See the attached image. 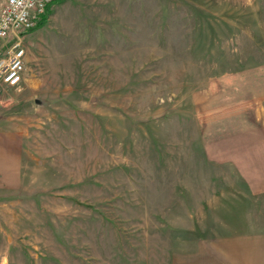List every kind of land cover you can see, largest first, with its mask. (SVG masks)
Segmentation results:
<instances>
[{"label": "rangeland", "instance_id": "obj_1", "mask_svg": "<svg viewBox=\"0 0 264 264\" xmlns=\"http://www.w3.org/2000/svg\"><path fill=\"white\" fill-rule=\"evenodd\" d=\"M51 10L22 84L0 83V123L24 133L22 181L0 189V264H231L213 207L231 173L204 145L222 88L264 67V0Z\"/></svg>", "mask_w": 264, "mask_h": 264}, {"label": "crops", "instance_id": "obj_2", "mask_svg": "<svg viewBox=\"0 0 264 264\" xmlns=\"http://www.w3.org/2000/svg\"><path fill=\"white\" fill-rule=\"evenodd\" d=\"M39 31L23 33L25 49ZM8 45L0 44V58ZM254 72L245 77L246 91L238 76L222 88L215 110L219 124L204 145L216 167L231 173L229 192L216 193L213 201L215 215L222 216L216 227H231V264H264V67ZM23 152L24 133L0 123V189L20 185Z\"/></svg>", "mask_w": 264, "mask_h": 264}, {"label": "built area", "instance_id": "obj_3", "mask_svg": "<svg viewBox=\"0 0 264 264\" xmlns=\"http://www.w3.org/2000/svg\"><path fill=\"white\" fill-rule=\"evenodd\" d=\"M57 0H5L0 10V44L8 43L0 58L1 85L16 88L24 80L26 50L23 33L32 31Z\"/></svg>", "mask_w": 264, "mask_h": 264}, {"label": "trees", "instance_id": "obj_4", "mask_svg": "<svg viewBox=\"0 0 264 264\" xmlns=\"http://www.w3.org/2000/svg\"><path fill=\"white\" fill-rule=\"evenodd\" d=\"M65 1L66 0H57L54 3V5L55 4H61V3L65 2ZM51 11H52L51 8H48L47 13L44 15V17L42 18V20L38 23V25L36 26V28L33 29L32 31L39 30V29L43 28L47 24L48 18L51 15Z\"/></svg>", "mask_w": 264, "mask_h": 264}]
</instances>
